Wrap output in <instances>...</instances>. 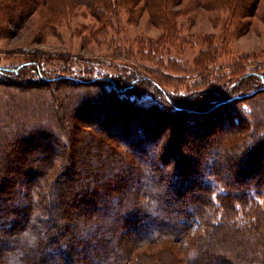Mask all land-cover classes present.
<instances>
[{"label": "trees", "instance_id": "16d2710c", "mask_svg": "<svg viewBox=\"0 0 264 264\" xmlns=\"http://www.w3.org/2000/svg\"><path fill=\"white\" fill-rule=\"evenodd\" d=\"M197 2L225 12L235 33L264 21L260 0H0V37L7 21L48 31L80 15L89 35L110 38L146 13L165 34L132 43L159 53ZM113 40V56L126 59L125 40ZM207 43L200 79L179 90L188 96L129 60L113 61L116 71L87 60L83 74L47 70L36 51L0 62V146L15 150L0 157V264H264V68L218 69L212 86L203 73L221 64ZM31 105L41 114L27 121ZM79 167L89 169L72 177Z\"/></svg>", "mask_w": 264, "mask_h": 264}, {"label": "rangeland", "instance_id": "374dc122", "mask_svg": "<svg viewBox=\"0 0 264 264\" xmlns=\"http://www.w3.org/2000/svg\"><path fill=\"white\" fill-rule=\"evenodd\" d=\"M259 4L258 13L264 10V0H260ZM225 17V12L210 10L201 2L185 6L184 14L178 18V36L180 38L167 41L160 46L159 43L157 45L160 50L159 53L149 52L148 49H139L144 45L132 43L133 38L136 36L159 39L165 34V30L162 27L152 25L148 21L146 13L141 16L137 25H127L126 32L124 31L117 35L113 34V37L110 38H105L101 35H89L87 31L82 29L83 27H79L80 23L88 24L91 22L89 16L78 15L74 19L48 31H41L36 23L28 25L24 23L25 26L17 27L13 22L7 21L6 26L10 32L7 36L0 37V62L7 65H15L25 61L33 51H36L35 54H40L41 58H43V67H46L47 70H62L66 68L72 73L83 74L84 68H80L86 66L87 60L107 59L111 61L99 64L98 67L101 71H116L119 68L113 61L129 60L133 69H139L154 76L167 89H170L173 94L188 96L181 92L193 88L194 82L200 79L198 70L202 69V65L205 63L204 58L208 55L205 52L208 50L207 41L209 40L214 44V50H216V55L219 57L218 62L221 64L209 71L205 70L203 73L205 76V72H207V75L211 78L208 82L212 86L216 84L213 73L218 69L226 70V72H231L232 74L234 65L240 66L239 68L245 71L264 68V21L254 17L247 31L235 33L236 29L234 26H226ZM246 19L248 20L250 17ZM77 22H79L78 25ZM112 38H123L125 40L123 43H125L126 47L124 50L126 59L113 56L114 51L117 49L121 51V49L118 48L115 40L111 41ZM64 55H68L70 59H73V63H67L62 60L61 56ZM94 68L96 70L97 67L94 66ZM90 71L93 72L94 70ZM229 76L233 78L232 75ZM27 79L35 83L39 80L35 75H29ZM179 90L182 91L179 93ZM75 92H77L76 89ZM158 98L161 97L158 95L155 97L145 96L141 102L150 105ZM0 99L2 100V98ZM160 104L162 103L160 102ZM240 107H243V104ZM166 109L168 110V108ZM4 110L5 107H1L0 114H3ZM31 110L38 112L34 105L27 108V117L25 118L27 121L34 119ZM220 112H218V115ZM38 113L41 114L40 112ZM214 113L216 114L217 111ZM73 115L76 116L75 114ZM220 116H224V113ZM77 118L82 123L88 122L80 116ZM173 118L175 120L178 117L175 116ZM44 122L41 126L46 125V120ZM221 127L222 125L220 126L218 122L211 125V128L216 133H219ZM0 128H2L1 122ZM10 129L8 133H5L6 138L15 131L13 126ZM81 137L83 138V136ZM191 137L194 139L193 143L201 146L207 145V142H209L208 139L205 142V138L201 139L193 135ZM211 137L210 140L212 139ZM10 141L13 142L15 139H10ZM83 151L76 152L73 160L78 156H86L87 153L85 154ZM6 153L14 155L15 150L9 146L6 148L0 146V157ZM100 159L94 158L91 167L97 166ZM169 164V166L172 165L171 162ZM88 169L89 167H79V174H73L72 177L79 178L80 175L84 176ZM194 191H196L195 187L189 188L190 193Z\"/></svg>", "mask_w": 264, "mask_h": 264}]
</instances>
